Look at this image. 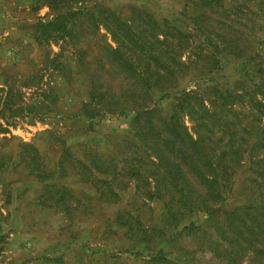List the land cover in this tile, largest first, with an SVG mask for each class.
Masks as SVG:
<instances>
[{
	"label": "trees",
	"instance_id": "obj_1",
	"mask_svg": "<svg viewBox=\"0 0 264 264\" xmlns=\"http://www.w3.org/2000/svg\"><path fill=\"white\" fill-rule=\"evenodd\" d=\"M41 1L55 14L52 19L31 26L36 43L69 36L75 21L83 18L92 30L101 26L109 35L114 46L105 45L103 53L124 71L123 80L133 81V85L123 87L110 82L117 76L105 78L91 69L86 100L76 112H54L64 127L102 114H132L131 134L136 141L129 149V158L116 159L106 151L108 156L101 159V154L93 153L88 145L86 150L92 158L85 154L77 158L57 137L60 149L53 173L48 179L40 178L38 184L40 190L54 188L53 192L58 193L53 206L66 209L63 202L75 198L72 190L60 181L66 166L74 171L73 175L89 183L93 181L88 177L95 179L100 173L113 177L112 171L123 169L121 176L135 182L142 196L163 200L167 216L174 221L170 227L177 230L167 238H163L162 232L161 237L156 233L148 238L144 234L137 236L141 250L146 252L145 263L172 264L167 257L168 244L185 233L202 241L212 242L213 235L218 241L227 242L223 264H264V55L257 50V43L232 39L244 34L232 26L240 25L237 18L247 13L241 7H225V0H186L194 15L187 23L181 21L184 26H180V20L155 18L142 7L127 6L128 11L121 14L92 1L87 7L59 12L58 6L67 0ZM69 1L74 5L90 0ZM259 1L264 20V0ZM187 31L199 37L193 46L189 44L192 35ZM186 50L187 54H183ZM229 65L235 77L227 84L229 75H215ZM188 71L199 72L193 78L194 89H177L178 75ZM35 79L33 75L25 83V78L21 85H31ZM36 95L42 98L41 102L13 106L14 97L19 94L7 87L0 98L1 116L14 119L32 115L42 119L39 113L43 115V109L54 104L55 94L43 90ZM166 96H171L172 102L168 114H163L156 102ZM185 117L190 128L183 124ZM0 132L7 129L0 127ZM19 147L29 148L27 144ZM244 155L246 165L240 181L245 187V200L238 202L232 194V179ZM66 157L71 161H64ZM122 162L125 164L119 165ZM34 163L40 170V162ZM107 163L109 170L105 168ZM3 164L0 158V170ZM147 165L150 168L146 171ZM149 183H158L152 187L155 191L138 187ZM195 214H200L198 220H191Z\"/></svg>",
	"mask_w": 264,
	"mask_h": 264
},
{
	"label": "rangeland",
	"instance_id": "obj_2",
	"mask_svg": "<svg viewBox=\"0 0 264 264\" xmlns=\"http://www.w3.org/2000/svg\"><path fill=\"white\" fill-rule=\"evenodd\" d=\"M92 1L121 14L128 11L127 6L142 7L155 18L172 22L180 20V26H184L181 21L187 23L188 18L194 15L191 3H185L186 0H90L74 5L67 0L57 10L65 12L84 8ZM223 3L228 8L241 7L247 13L237 18L240 25L232 26L244 34H237V38L232 39L257 43V50L264 55V20L260 1L225 0ZM54 14L55 11L41 0H0V98L7 87L19 94L14 97L13 106L41 102L42 98L36 94L43 90L55 94L54 104L47 110L43 109L46 112L43 115L39 113L42 119L32 115L7 119L0 114V127L7 129V132H0V158L4 162L0 170V264H147L144 262L146 252L141 250L137 236L144 234L148 238L156 233L161 237L159 233L162 232L163 238H167L170 233L176 234L177 230L170 227L174 221L167 216L163 200L142 196L135 182L121 176L123 169L112 171L113 177L103 173L97 174L95 179L88 177L93 181L89 183L73 175L74 171L66 166L65 176L60 181L75 196L73 200L63 202L66 209L53 206L58 194L53 192L54 188L40 190L38 185L40 178L48 179L53 173L60 149L59 138L69 148L71 155L82 158L81 155L85 154L92 158L86 150L88 145L93 153L101 154V159H106L108 152L114 154L116 159L129 158V149L136 141L131 134L132 114H102L90 119L82 118L69 127H64L62 120L54 115L55 111L62 114L76 112L80 103L86 100L91 69L92 73L105 78L117 76L115 79L109 78L110 82H118L123 87L133 85V81L123 80L126 75L124 71L111 63L103 53L105 45L114 46L109 35L101 26L92 30L83 18L75 21L69 36L36 43L31 26L37 21L52 19ZM187 32L192 35L189 44L193 46L199 37ZM220 70L215 76L229 75L227 84H230L235 77L232 67L229 65ZM198 73L188 71L179 74L177 89H194L193 78ZM33 75L37 78L35 82L21 85L25 78V83H29ZM101 83L105 84L104 81ZM171 102L172 97L166 96L157 100L156 106L163 114H168ZM183 124L190 128V121L186 117ZM20 144H27L29 148L21 149ZM36 161L41 164L40 170L36 169ZM64 161L71 160L66 157ZM245 165L244 155L232 179V194L238 197V202L245 200V187L240 181ZM105 168L109 170L110 164L107 163ZM146 168L147 171L150 166ZM157 184H140L138 187L151 192L155 191L152 187ZM110 189L113 193L109 194ZM199 215H193L191 220H198ZM194 238L183 233L179 239L169 242L167 257L172 264L225 262L227 242L218 241L213 235L212 242ZM57 256L60 257L59 261L53 260Z\"/></svg>",
	"mask_w": 264,
	"mask_h": 264
}]
</instances>
